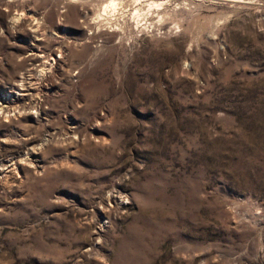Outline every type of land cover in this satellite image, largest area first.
<instances>
[{
  "label": "rangeland",
  "instance_id": "1",
  "mask_svg": "<svg viewBox=\"0 0 264 264\" xmlns=\"http://www.w3.org/2000/svg\"><path fill=\"white\" fill-rule=\"evenodd\" d=\"M0 103V264H264V0H0Z\"/></svg>",
  "mask_w": 264,
  "mask_h": 264
},
{
  "label": "bare ground",
  "instance_id": "2",
  "mask_svg": "<svg viewBox=\"0 0 264 264\" xmlns=\"http://www.w3.org/2000/svg\"><path fill=\"white\" fill-rule=\"evenodd\" d=\"M154 3V2H153ZM114 5V3H113V1H111V2H109V4L107 5V6H109V7H114L113 6ZM116 5V4H115ZM151 6V5H150ZM108 7V8H109ZM155 7V6H154ZM107 8V7H106ZM115 8V7H114ZM156 9V8H155ZM104 10V9H103ZM115 10V9H114ZM105 11V10H104ZM134 12H136V11H134ZM138 12V11H137ZM139 19V18H138ZM94 22V21H93ZM45 64V63H44ZM45 67V66H44ZM42 69V68H41ZM42 71V70H41ZM43 73V72H42ZM38 76V75H37ZM30 80H32V79H30ZM32 84V83H31ZM30 84H29V82H28V80H24V77H21L20 78V82L18 83V86H21V88H18V86H17V89H16V95L14 96V98L12 99V101L11 102H13V101H15V99H16V101L15 102H20V100H22V99H24L25 97L27 98L30 94H31V87L29 86ZM33 94V93H32ZM31 94V95H32ZM29 98H31V97H29ZM5 99L6 98H4L3 100H4V102H5ZM11 100V99H10ZM23 101V100H22ZM21 101V102H22ZM6 102H8V101H6ZM20 102V103H21ZM12 105V104H11ZM3 106H5V105H3ZM9 106V105H8ZM6 107V106H5ZM3 109H2V104L0 103V112L2 111ZM1 114V113H0Z\"/></svg>",
  "mask_w": 264,
  "mask_h": 264
}]
</instances>
